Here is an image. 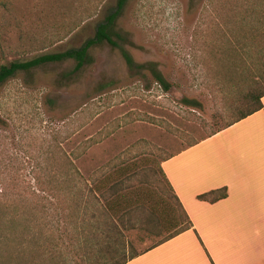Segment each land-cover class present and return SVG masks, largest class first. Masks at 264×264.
<instances>
[{"label": "rangeland", "instance_id": "374dc122", "mask_svg": "<svg viewBox=\"0 0 264 264\" xmlns=\"http://www.w3.org/2000/svg\"><path fill=\"white\" fill-rule=\"evenodd\" d=\"M115 4L0 0V33L11 24L24 34L4 45L9 48L0 64L79 47ZM257 10L264 11V0H129L117 21L130 41L124 47L137 63L157 62L168 91L148 70H129L120 51L106 43L91 49L93 63L66 79L72 60L18 72L1 85L0 262L94 263L104 219L79 175L91 186L120 169L122 187L149 191L156 206L174 209V220L186 226L168 200L159 163L223 125L245 108L246 95L264 89ZM29 39L48 45L16 56L14 49ZM185 97L200 107L184 104ZM48 189L59 195L56 209L34 213L33 192L49 197ZM142 212L126 216L136 225L128 228L136 250L176 231V224L162 227L158 219L149 229Z\"/></svg>", "mask_w": 264, "mask_h": 264}, {"label": "crops", "instance_id": "0c3cea01", "mask_svg": "<svg viewBox=\"0 0 264 264\" xmlns=\"http://www.w3.org/2000/svg\"><path fill=\"white\" fill-rule=\"evenodd\" d=\"M261 101L262 109L161 160L191 227L139 250L131 229L120 228L109 248L126 257L122 264H264V96ZM222 187L227 195L215 202L197 197Z\"/></svg>", "mask_w": 264, "mask_h": 264}, {"label": "trees", "instance_id": "16d2710c", "mask_svg": "<svg viewBox=\"0 0 264 264\" xmlns=\"http://www.w3.org/2000/svg\"><path fill=\"white\" fill-rule=\"evenodd\" d=\"M128 1L129 0H116L115 7L103 17L102 21H100L96 25L93 36L86 39L85 42L79 47H71L59 52L43 53L26 60L14 57L6 63L0 64V86L3 85L9 79L13 78L18 72L23 71L29 75L34 68H37L39 66H43L49 63H59L67 60H72L74 61V66L72 70L64 73L62 76L64 79H66L73 73L81 70L84 66L93 63L94 58L91 53V49L106 43L109 46L117 48L120 51V54L129 70L136 72L148 70L151 76L153 77L154 81L164 91H168L171 88V84L167 81V79L164 77V75L158 68L157 62L148 61L144 63H137L134 60L133 56L130 54V52L124 47L125 43H128L130 41L128 39L127 33L118 28L117 21L122 16L124 8ZM258 8H260V5ZM256 15L257 22H259L260 26H263L261 28L264 29V11L257 10ZM3 29L4 31L0 33V56L5 55L4 53H6L7 48H9V46H4L6 43L11 41L14 36H18L20 38L19 40H23L24 35L22 34L23 32H21L20 30L17 31V29L13 28L11 24L4 25ZM255 35L258 37L264 36V30H257ZM36 41H33V39H29L27 43L23 45L22 43L19 44V50L14 49V54L17 56L38 48H44L48 45V43H44V41H41L39 43H37ZM263 96L264 89L260 91H254L246 95L245 99L242 101V105H245V108L237 109L235 112H233V115L231 116L230 120L224 122L223 125H220V127H217L207 136L202 137L199 140L212 136L220 130L262 109L263 104L261 98ZM182 102L189 106L200 107V103L195 99L185 97L182 99ZM199 140L190 143L187 146H191L197 143ZM158 168L169 194L168 200L173 201L178 211H180L183 218L185 219L184 221L186 223V226H182L183 224L180 221L174 220V216H177L174 214V209H171L169 206H164L163 203L161 205L158 204L156 206V204L153 203V197L150 199L149 191H147L148 193L143 192L145 189L141 188L139 185H129L126 187H122L125 178V172L120 169H117L112 175L105 174L102 177H99L91 186H89V183H87V181L84 180L81 175H79L80 180L82 182V186L90 192L94 193L96 200L99 201L101 205L100 213L102 215V218L104 219L101 225L98 227L99 236H97L98 238L95 242V246L99 245L101 247V251L99 250L97 252V255L92 254L93 257H91L90 259L94 261V263L92 264H109L107 263L108 261H114L110 264H122L125 261L126 257L124 255H122L123 257H121V255L117 254L115 251H112L109 248L110 236L114 235L115 232L121 233L120 228L128 229L136 226L134 224H131V220L126 218V216L128 214H131L134 210H143L142 215L145 218L146 225L148 226V228L150 226L153 227L154 224H158L156 222L157 219L159 220L160 225L162 227H166L167 222H170L171 226L172 224H176L175 228L177 227V229L175 232L168 234L165 238L160 239L156 243L163 242L191 227L190 219L188 218L176 195L171 191L170 187L168 186L167 180L165 179L163 172L160 168V163ZM37 179L39 178L37 177ZM49 182V184H51L52 181L49 180ZM40 190L42 192H45V189ZM47 192H49V197L33 192V197L35 199V204L33 206L34 213L35 211L40 210L44 213L49 214V210L54 208L56 209V203H59L60 201L59 195L55 192H52L50 189H48ZM226 195L227 189L226 187H222L219 189H214L201 193L197 197L200 200L215 202L219 199L226 197ZM139 203H143V205H139ZM169 217L171 219L170 221ZM164 218H167L168 220H164ZM139 228L147 232L149 231L147 227H145V225H141V227ZM118 258L120 259L117 260ZM0 264L12 263L8 258V260L2 261L0 262Z\"/></svg>", "mask_w": 264, "mask_h": 264}]
</instances>
